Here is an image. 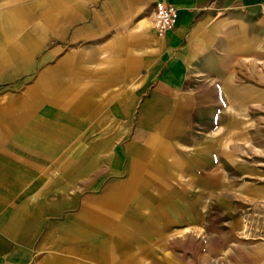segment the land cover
<instances>
[{
  "label": "rangeland",
  "instance_id": "1",
  "mask_svg": "<svg viewBox=\"0 0 264 264\" xmlns=\"http://www.w3.org/2000/svg\"><path fill=\"white\" fill-rule=\"evenodd\" d=\"M122 3L0 0V264H264V24L210 14L160 96Z\"/></svg>",
  "mask_w": 264,
  "mask_h": 264
},
{
  "label": "crops",
  "instance_id": "2",
  "mask_svg": "<svg viewBox=\"0 0 264 264\" xmlns=\"http://www.w3.org/2000/svg\"><path fill=\"white\" fill-rule=\"evenodd\" d=\"M157 2L171 4L178 10V20L175 27L163 38L157 37L154 27L152 26L153 18L151 16L150 9H152L153 5ZM119 7L120 8L118 11H122L125 17L131 14L135 17H138L144 12L143 10L147 11L145 12L146 16L139 23H141V26L144 25L147 27V35L150 37V43L152 46L144 45L139 49V52L142 55H150L155 59L156 64L154 70L156 72H165L163 76L156 80L154 79V81L148 85L150 88L154 89L156 94L160 96H165L168 90H170L169 88L175 87V84L181 75L182 69L179 66V63L185 56V45L189 44L190 37H185L188 30H191L193 33L198 31L199 24L205 21L206 18H209L208 16L210 14L219 13L226 10L239 11L244 13L247 18H260L257 22L264 24V0H123L122 5ZM222 26L228 33L234 31L245 33L247 31V26L245 23L236 20H225L223 21ZM211 37L212 33L203 35L199 40V46H207ZM218 63L222 71H231V67L229 65L230 63L226 56L224 58L221 57L217 64ZM49 83L54 85L52 82ZM244 88V86L238 85L236 83L233 85H229L227 83L224 86L225 100L227 105H229L228 110L231 111L232 107L234 108V105L235 108L239 110V106L243 105L247 98L253 97L252 95H249L248 90ZM63 92L64 90L62 93ZM182 108V105L178 106L176 111V113H178L172 117V121L169 124L170 128L174 129L177 126ZM144 120H140V123H142ZM228 120H230V116L228 115H224L221 118L222 123L226 122L227 124ZM236 125L238 126V124L230 122V126L237 127ZM259 199L256 200L259 201ZM253 255L250 257L247 264H255L256 257ZM91 258L93 260L96 259L95 256H91ZM235 258V264H240L239 254L236 253ZM53 264L74 263L62 258L57 259Z\"/></svg>",
  "mask_w": 264,
  "mask_h": 264
},
{
  "label": "built area",
  "instance_id": "3",
  "mask_svg": "<svg viewBox=\"0 0 264 264\" xmlns=\"http://www.w3.org/2000/svg\"><path fill=\"white\" fill-rule=\"evenodd\" d=\"M153 27L157 37L163 38L178 20V10L171 4L157 2L153 8Z\"/></svg>",
  "mask_w": 264,
  "mask_h": 264
}]
</instances>
